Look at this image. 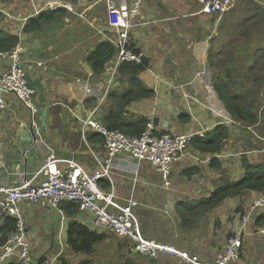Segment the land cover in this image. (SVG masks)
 <instances>
[{"label":"crops","instance_id":"1","mask_svg":"<svg viewBox=\"0 0 264 264\" xmlns=\"http://www.w3.org/2000/svg\"><path fill=\"white\" fill-rule=\"evenodd\" d=\"M47 1L0 0V32L19 36L27 82L34 89L33 102L39 109V133L60 160L57 165L68 169V162L62 160H73L91 171L95 163L90 149L100 158L106 157L102 135L93 129L83 130V121L90 114L105 124L108 113H118L126 126L144 117L154 122L157 131L172 134L196 132L204 125L214 126L207 132L213 133L218 125H225L227 135L217 151L208 150L197 139L190 141L185 154L171 164L168 188L148 162L139 161L133 172L132 156L117 154L118 167L111 172L114 200L121 205L131 199L138 202L134 213L145 238L204 262H213L228 236L242 229L240 258L233 264H264V234L258 233L264 213L252 216L244 227L241 224L251 201L264 191L247 190L212 205L207 203L219 186L243 178V157L251 164L264 163V144L257 140L258 135L246 130L250 127L239 128L226 108L221 114L206 88L209 82L214 84L218 32L228 12L218 21L213 14L196 13L201 8L196 0H142L129 44L142 51L148 61L137 81L149 93L123 106L120 96L129 90L138 94L139 88L130 82L127 71H119L125 61L115 67L117 29L109 24L105 0H57L71 10L60 5L48 8ZM253 1L264 8V0ZM34 7L54 10L55 16L41 28L25 32L27 20L35 16ZM9 63L10 59L0 54V72ZM33 141L29 113L14 94L6 93L0 115V185L16 186L20 178H29L40 167L46 157L44 147L35 145L24 154ZM99 182L104 190L112 185L108 178ZM19 208L25 217L33 261L52 258L55 264H189L178 255L150 257L134 252L129 239L97 226L93 212L79 209L76 202L53 207L21 201ZM7 218L0 216V245L12 231L4 228ZM72 222L103 237L92 252L71 249L67 230ZM10 263L17 262L5 264Z\"/></svg>","mask_w":264,"mask_h":264},{"label":"built area","instance_id":"2","mask_svg":"<svg viewBox=\"0 0 264 264\" xmlns=\"http://www.w3.org/2000/svg\"><path fill=\"white\" fill-rule=\"evenodd\" d=\"M201 8L196 13L213 14L218 21L223 19L225 13L234 9L240 0H196ZM108 8L109 24L117 29L114 45L117 50L116 65L123 61L142 63L145 55L142 51L134 49L129 44L130 31L141 13L142 0H105ZM67 5L57 0H48V8ZM41 9L34 7L33 15ZM26 19V18H25ZM145 23V22H144ZM148 23V22H147ZM23 46L18 43L12 49L0 52L10 59L8 67L0 72V115L5 108L6 93L14 94L30 115V126L34 131L33 145L24 149V154L32 151L35 145L46 149L45 160L40 167L28 178H20L16 186L0 185V216L15 219L14 229L8 235L5 244L0 245V264L15 260L18 264H55V259L45 258L33 261L27 238L26 222L23 212L19 208L21 201L27 204H46L59 207L63 202H76L81 210H90L94 214V223L102 228L110 229L119 237L130 240L134 252L156 257L160 253L178 255L189 264H233L239 261L243 246V231L239 229L228 236L225 247L213 262H204L195 256L180 252L177 248L152 241L142 234L139 220L134 213L138 205L135 200H128L126 204H117L114 200L111 172L118 164L115 162L117 154H128L135 160L132 171L135 172L139 161H146L160 174L162 184L171 186L169 175L171 164L185 154L190 141L204 137L210 126H200L196 132L172 134L156 130L153 121H148L143 132L129 135L116 128L106 125L90 114L83 121V130L93 129L103 137L106 148V157L100 158L90 149V155L95 163L91 171L77 164L73 160H62L69 164L68 169H61L57 163L60 161L39 133L37 114L39 109L33 102L34 89L28 84L25 65L21 60ZM137 50V51H136ZM42 62H38L41 65ZM109 85V84H108ZM42 176V179H37ZM108 178L111 182L109 190H104L100 179ZM34 180H37L35 183ZM114 207L117 210L113 211ZM264 213V195L254 198L247 211L241 216L244 225L257 213ZM258 233L264 234V224L258 228Z\"/></svg>","mask_w":264,"mask_h":264},{"label":"trees","instance_id":"3","mask_svg":"<svg viewBox=\"0 0 264 264\" xmlns=\"http://www.w3.org/2000/svg\"><path fill=\"white\" fill-rule=\"evenodd\" d=\"M253 3L255 4V2ZM255 8L256 10H258L257 7ZM253 15L254 17L252 18V20L258 18L257 16H255V13H253ZM54 16H55L54 10L40 11L37 15L32 16L27 20L23 28V31L28 32L32 30H37L46 23L51 22ZM262 17L264 19V12ZM262 32L264 33V24L262 26ZM18 43H19V36L17 34L0 32V52H5L10 50ZM221 54L223 55L224 52H222ZM254 54L256 55V59L258 58L257 55H260L262 58L261 62L264 63V38L261 39L259 47L254 51ZM228 56H230V54H228ZM147 65H148V61L145 59H143L142 63L125 61L120 65L119 71L120 72L127 71L130 75L129 78L130 82L133 83V85H138L139 88L138 94H135L133 91L129 90L123 93L122 96H120V98L124 102L123 106L126 102L132 100L133 98L137 96H147V93H149L148 90L144 88L143 85H140L137 81L138 73L141 72L143 69H145ZM219 69L221 70L220 74L214 73L215 74L214 77L216 80L215 91L219 99L224 103V106L226 108L225 110L228 113H230V115L234 117L235 120L237 119L241 121L242 125L245 126V128L252 127L258 132H260V130L262 129L263 132H261V135L258 133L257 134L259 136L264 137V125L261 124L263 118L258 113L259 104L257 105V102L259 103L260 94L263 93L262 95H264V80L261 83L263 84L261 86V89H257L255 92H252L253 100L246 102L245 101L246 92L248 91H246L243 87L241 88L242 89L241 92H236L232 90L233 89L232 86L236 84H232V82H234V78L231 74L230 68L226 66L223 70L224 72L222 71L223 69L222 67L221 68L219 67ZM238 80L243 82L240 79ZM129 123L130 125L126 126V122L122 121L118 113H108L105 119L106 127L118 128L119 130L127 134H131V135L135 134L137 136H139L145 129L147 119L143 117L142 119L137 120L135 122L129 121ZM226 135H227V127L221 124L215 128V130L210 136L206 135L202 138L196 136L193 139L199 140V142L203 146H205L208 150L217 151L221 147V142L223 138L226 137ZM212 162L215 163L216 159H213ZM241 162L245 169V175L243 176V178L237 182H231L219 186L217 190L213 192L211 198L207 200V203L209 205L218 202L220 199L228 195L245 192L247 190L264 191V163L251 164L244 157L241 160ZM4 228L8 230H13L14 219L8 217L4 224ZM67 231H68L67 234L68 243L74 252L90 253L94 249V244L98 243L99 241H101V239H103L102 236L97 235L96 232L90 231L87 227H85L84 225L78 222H72L68 226ZM10 264H14V263H10Z\"/></svg>","mask_w":264,"mask_h":264},{"label":"rangeland","instance_id":"4","mask_svg":"<svg viewBox=\"0 0 264 264\" xmlns=\"http://www.w3.org/2000/svg\"><path fill=\"white\" fill-rule=\"evenodd\" d=\"M253 2H255L256 5ZM255 7H257L258 10H256ZM261 7L263 8V6L256 1L240 0L235 5L234 9L226 14L221 24L220 31L218 32L220 42L215 50L213 74L221 73L219 67L223 68L222 71L226 66L229 67L234 78L232 84H236L232 86V90L241 92V88L243 87L248 91L246 92V102L253 100L252 92L261 89V86L263 85L261 83L264 80V63L261 62L262 58L260 55H257L258 58L256 59V55L254 54V51L259 47L261 39L264 38V33L262 32V26L264 24V19L262 17L264 8L262 9ZM253 13L258 17L255 20H252L254 17ZM222 52H224L223 55L221 54ZM228 54H230V56H228ZM213 82L214 84L209 82L207 84L208 87L206 88H209V95L215 98L213 104L214 107L219 108L220 112H222L221 114H223V108L225 109L223 106L224 103L220 99H218V101L216 99L219 97L215 91V77L213 78ZM262 94L263 93L260 94L259 103L257 102V105L259 104L258 113L263 118L261 124L264 125V95ZM211 111L215 112L214 110ZM225 118L227 117L225 116ZM236 121L237 126L240 128L242 125L241 121L237 119ZM212 128H214V126ZM246 130L254 135L257 133L261 135V132H263L262 129L258 132L252 127ZM211 133L212 132L207 133V136H210ZM258 136L257 140L264 144V138Z\"/></svg>","mask_w":264,"mask_h":264},{"label":"water","instance_id":"5","mask_svg":"<svg viewBox=\"0 0 264 264\" xmlns=\"http://www.w3.org/2000/svg\"><path fill=\"white\" fill-rule=\"evenodd\" d=\"M169 60V58H167Z\"/></svg>","mask_w":264,"mask_h":264}]
</instances>
